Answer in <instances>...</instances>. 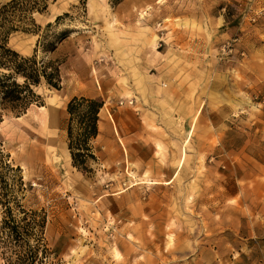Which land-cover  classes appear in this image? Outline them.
<instances>
[{"label": "rangeland", "instance_id": "1", "mask_svg": "<svg viewBox=\"0 0 264 264\" xmlns=\"http://www.w3.org/2000/svg\"><path fill=\"white\" fill-rule=\"evenodd\" d=\"M46 4L8 46L59 61L62 82L0 108V219L47 214L44 264H264V0ZM74 97L113 120L84 168Z\"/></svg>", "mask_w": 264, "mask_h": 264}, {"label": "trees", "instance_id": "2", "mask_svg": "<svg viewBox=\"0 0 264 264\" xmlns=\"http://www.w3.org/2000/svg\"><path fill=\"white\" fill-rule=\"evenodd\" d=\"M46 6V0H10L0 7V108L17 115L25 113L33 103H39L41 97L34 86L44 83L59 88L62 82L59 61L38 59L37 51L32 56H23L8 46L10 34L23 26L28 12ZM62 37L59 34L56 40ZM55 48L56 41L44 45L48 52ZM103 106L102 99L87 97H74L68 103L69 148L74 165L79 168H84L85 159L90 155L89 141L99 133V113ZM46 225L44 211L29 213L19 208L16 213L11 206H6L0 219V250L6 264H36V260L40 261L38 264H44L39 255L40 251L47 255ZM12 254L16 255V261Z\"/></svg>", "mask_w": 264, "mask_h": 264}, {"label": "crops", "instance_id": "3", "mask_svg": "<svg viewBox=\"0 0 264 264\" xmlns=\"http://www.w3.org/2000/svg\"><path fill=\"white\" fill-rule=\"evenodd\" d=\"M104 113V106L101 109L100 113H99V121H98V128H99V133L97 135L96 138H94V144L98 145L103 143V141L105 140H109L111 138L112 135V125H111V117L107 114H103ZM49 116V119L51 117L55 116V113L53 112V110H48L47 113V118ZM113 121V120H112ZM115 128V126H114Z\"/></svg>", "mask_w": 264, "mask_h": 264}]
</instances>
